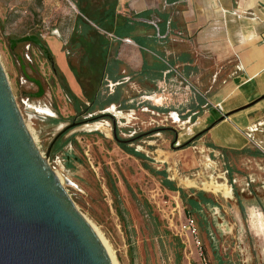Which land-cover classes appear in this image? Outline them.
Listing matches in <instances>:
<instances>
[{
	"label": "rangeland",
	"instance_id": "1",
	"mask_svg": "<svg viewBox=\"0 0 264 264\" xmlns=\"http://www.w3.org/2000/svg\"><path fill=\"white\" fill-rule=\"evenodd\" d=\"M78 14L70 0H0V61L25 120L24 92L30 91L31 87L21 66L31 63L39 77L49 84V94L41 101L33 100L38 106L34 109H39L42 117L58 119L60 116L63 121L50 124L38 118L26 120L44 155L54 135L70 125L72 119L78 123L64 135L63 144L69 139H72L71 143H67L61 152L49 153L48 164L79 212L107 243L116 264H200L191 244L176 233L185 216L179 193L163 188L160 177L151 174L145 166L155 171L164 170L167 178L185 193L204 192L208 198L215 199L222 205V208L214 209V216L220 214L216 224L220 225L224 219L232 233L236 234L238 229L246 230L244 241L247 243L248 240V251L255 255L259 247L255 243L260 237L264 244V234L252 236L248 231L246 207L253 204L258 212H264V168L258 169L259 165L246 162L243 156H237L234 165L232 158L199 152L195 141L182 147L191 137L183 134L189 131L191 123L174 125L163 116L168 111H176L183 117L186 114L181 109L179 96L181 93L189 100L192 95L189 90L181 92L185 83L178 75L172 76L173 90H170L169 82L154 89L152 83L139 86L127 80L118 87V102L101 112L110 114L114 123L107 118L81 123L83 119L75 115L43 53L30 43L25 46L27 58L22 55L23 46L18 45L17 40L28 35L40 36L70 89L82 98L62 53ZM115 88L116 85L110 82L102 84L104 102L109 96H114L115 101ZM42 102H46L47 107L42 106ZM172 103H178V106L174 108ZM114 129L123 140L138 136L128 148L144 154L146 160L142 162L122 150L114 139ZM249 143L253 150H258L251 140ZM69 148L72 157L76 158L71 168L65 166ZM250 184L254 189L249 187ZM215 186L221 187L215 190ZM224 190H228V194ZM214 210L204 209L202 217L190 213L198 225L205 256L209 264H238L239 259L248 254L244 251L239 256L236 249L233 250L235 238L231 233L217 231L212 221ZM233 210L241 215L242 221H236ZM207 228L214 232L216 252L207 236ZM260 229L264 232L262 226ZM246 264L264 263L263 259H258Z\"/></svg>",
	"mask_w": 264,
	"mask_h": 264
},
{
	"label": "crops",
	"instance_id": "2",
	"mask_svg": "<svg viewBox=\"0 0 264 264\" xmlns=\"http://www.w3.org/2000/svg\"><path fill=\"white\" fill-rule=\"evenodd\" d=\"M122 8L138 19L121 39L100 30L116 51L105 81L117 91L115 101L97 113L118 102V87L127 80L152 83L154 89L169 82L173 90L172 76L178 75L185 83L181 92L189 90L192 96L187 100L180 93L184 117L168 111L165 120L191 123L183 133L191 135L189 140L207 129L194 140L199 152L232 158L234 165L243 156L264 168V0H116V10ZM250 206L253 227L257 221L264 226V212L255 218L257 208Z\"/></svg>",
	"mask_w": 264,
	"mask_h": 264
},
{
	"label": "water",
	"instance_id": "3",
	"mask_svg": "<svg viewBox=\"0 0 264 264\" xmlns=\"http://www.w3.org/2000/svg\"><path fill=\"white\" fill-rule=\"evenodd\" d=\"M17 42L43 48L35 35ZM26 120L0 61V264H112Z\"/></svg>",
	"mask_w": 264,
	"mask_h": 264
},
{
	"label": "trees",
	"instance_id": "4",
	"mask_svg": "<svg viewBox=\"0 0 264 264\" xmlns=\"http://www.w3.org/2000/svg\"><path fill=\"white\" fill-rule=\"evenodd\" d=\"M70 1L76 6L79 14L75 17L73 31L67 43L62 47V50L65 52L67 65L80 87L82 98L76 96L70 89L65 76L53 61L46 47L50 57V68L63 94L70 102L75 115L83 119L81 123L98 119H112L108 114L97 113L102 111L107 104L114 101V96H109L105 102L103 101L101 87L105 82L107 66L111 61L112 51L116 54V51L113 50V42L110 41L105 34L101 33L100 30L112 34L117 39H121L131 34L133 24L126 16L116 15V0ZM113 62L116 63V61ZM88 115L90 118H86ZM46 121L50 124H57L63 121V119L58 116V119L50 118ZM73 122L74 120L72 119V123ZM68 130L60 131L54 135L45 151L47 152L48 148L52 146L50 151L51 154L61 152L67 143H71L72 139L65 142L66 144L62 142ZM206 131L207 129L193 136L184 143L182 147L190 145V143L199 138ZM113 136L117 145L127 154L142 162L146 160L144 154L135 151L134 148H128V145L135 141L138 136L123 140L119 137L116 129L113 130ZM65 155V166L71 168L73 160L76 158L72 157L70 148L66 151ZM145 167L151 174L160 177V184L163 188L171 192L179 193L180 200L184 206L185 215H190L191 212L199 209L200 204L211 203V199L203 192L190 191L189 193H185L177 188L175 183L167 178V174L164 170L155 171L147 166Z\"/></svg>",
	"mask_w": 264,
	"mask_h": 264
},
{
	"label": "flooded vegetation",
	"instance_id": "5",
	"mask_svg": "<svg viewBox=\"0 0 264 264\" xmlns=\"http://www.w3.org/2000/svg\"><path fill=\"white\" fill-rule=\"evenodd\" d=\"M115 13L116 15H121V16H126L128 18V20L133 24L134 21L136 19H138V15H133L131 14L127 9H123L121 11H117L116 8H115ZM141 18H146L144 16H140ZM74 28V27H73ZM73 31V29H72ZM40 38V36H38ZM112 37V36H111ZM114 39V37H112ZM41 39V38H40ZM41 42L43 44V48H39L38 46H36L44 55L45 59L49 62L50 61V57L47 56L46 54V44L44 43V41L41 39ZM18 45H21L23 46V50H22V55H24L26 58L27 56L25 55L26 54V50H25V46L27 45H30V43H18ZM12 48V47H11ZM18 59L20 61H22V57H18ZM21 70L23 72V75H24V78L27 80L29 86L31 87V90L26 93L24 92V94L26 95V102H25V109H24V112L26 114V117H29L30 120L32 119H35V118H38L39 120L42 119V116H40L39 114L40 111L39 109L37 110L36 108L34 109V106H35V101L33 100H36L37 102L38 101H41L42 98L45 97V95H48L49 93V84L48 82L45 80V79H42L39 77L38 75V72L36 71V69L32 66L31 63L28 62V64L26 65H22L21 66ZM48 103V101H46ZM46 102H42V106H46L47 103ZM40 104V103H38ZM35 107H38V106H35ZM47 107V106H46ZM45 118V117H43ZM50 118L49 117H46L45 119H42V120H49ZM80 123V122H79ZM78 124L77 122H73L71 123L70 125L66 126L65 128H63L61 131H65V130H70L71 128L75 127V125ZM60 132V131H59ZM58 132V133H59ZM51 147L50 146L48 148L49 150V153L51 151ZM204 193V192H203ZM211 199V203H206V204H200V208L193 211L195 212L196 214L200 215V217H202V212L204 209H210V210H214V209H219V208H222V205L219 204L215 199H212V198H209ZM249 199L246 198V201H248ZM238 201V200H237ZM237 204H239L240 206V203L237 202ZM251 206H247L246 207V211H247V228H248V231L251 232L252 236H261V234H264L263 231H261L260 229V222L257 221L258 223L257 224V227H253V223H252V210H251ZM234 214V217L236 219V221H242V218L240 216H238V213L233 210L232 212ZM213 214V217H212V221L214 223V225L216 226L217 231H221L223 234L225 233H229L231 235V237L233 236V238H235V240L233 241V250L236 249V251L238 252L239 256L244 252L246 251V254L247 257H243V258H240L239 260H241V262H239L238 264H246V263H252L255 262L256 260L258 259H264V244H263V241L260 242V237H259V241L258 243H255L256 245L258 244V249H256L255 251V255L251 254L250 253V250L248 251V248L249 245H248V240H247V243H245L246 241H244L245 237H247L244 233H246L247 231L246 230H241V229H238V232L236 234L232 233L231 229H230V226L228 225V223H225L224 219H222V223L220 225L216 224V218H220V214L218 213L217 216H214L215 214V210L212 212ZM254 214L256 215L255 218L258 217L259 219V212L256 211L254 209ZM241 218V219H240ZM240 219V220H239ZM257 219V220H258ZM218 226V227H217ZM263 230V229H262ZM263 232V233H262ZM207 236L209 237V240L211 241V244H212V247L213 249H215V252H216V239H215V235H214V232L210 231L209 228H207ZM226 239V238H225ZM246 240V239H245ZM242 244V245H241ZM222 247H225L224 244H221ZM256 248V247H255ZM261 254V255H259ZM253 258V260H252Z\"/></svg>",
	"mask_w": 264,
	"mask_h": 264
},
{
	"label": "built area",
	"instance_id": "6",
	"mask_svg": "<svg viewBox=\"0 0 264 264\" xmlns=\"http://www.w3.org/2000/svg\"><path fill=\"white\" fill-rule=\"evenodd\" d=\"M125 41L129 42L128 39H125ZM217 108L220 109V107ZM170 226L172 225L170 224ZM176 233L183 238L185 242L191 244L199 258L200 264H209L204 253V244L198 225L192 215H185L183 217V220L179 222V225L176 228Z\"/></svg>",
	"mask_w": 264,
	"mask_h": 264
},
{
	"label": "bare ground",
	"instance_id": "7",
	"mask_svg": "<svg viewBox=\"0 0 264 264\" xmlns=\"http://www.w3.org/2000/svg\"><path fill=\"white\" fill-rule=\"evenodd\" d=\"M221 186H215L214 189L217 190V189H220ZM225 191V190H224ZM226 194H228V190L225 191ZM93 228V226H91ZM94 230V229H93ZM95 231V230H94ZM96 232V231H95ZM97 236L99 237V239L101 240L102 244L104 245V247L106 248L110 258H111V261H112V264H116V261L114 259V255L112 254L109 246L107 245V243L103 240V238L101 237V235L98 233V231L96 232Z\"/></svg>",
	"mask_w": 264,
	"mask_h": 264
}]
</instances>
